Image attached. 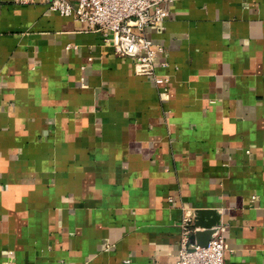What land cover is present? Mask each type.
<instances>
[{
    "label": "crops",
    "instance_id": "1",
    "mask_svg": "<svg viewBox=\"0 0 264 264\" xmlns=\"http://www.w3.org/2000/svg\"><path fill=\"white\" fill-rule=\"evenodd\" d=\"M169 11L157 84L45 0H0V264H176L189 214L225 264H264V0Z\"/></svg>",
    "mask_w": 264,
    "mask_h": 264
},
{
    "label": "built area",
    "instance_id": "2",
    "mask_svg": "<svg viewBox=\"0 0 264 264\" xmlns=\"http://www.w3.org/2000/svg\"><path fill=\"white\" fill-rule=\"evenodd\" d=\"M45 1L50 10L84 22L90 30L100 31L103 42L112 46L116 55L134 59L138 74L152 76L157 84L169 81L167 76L158 77L155 73V58L162 48L146 35V30L152 26L163 27L170 13L169 6L175 0ZM162 97H169L168 88H164ZM214 228L208 243L200 245L193 242L191 236L201 228L194 225L192 214L185 216L181 222L176 264H225L228 244L224 227L217 225Z\"/></svg>",
    "mask_w": 264,
    "mask_h": 264
},
{
    "label": "water",
    "instance_id": "3",
    "mask_svg": "<svg viewBox=\"0 0 264 264\" xmlns=\"http://www.w3.org/2000/svg\"><path fill=\"white\" fill-rule=\"evenodd\" d=\"M200 214H202V212H199L198 213V215H197V218H196V223H197V225H199V220H200ZM217 222H213V223H210V224H208V225H206L205 227H206V230H204V232H197L196 234H202L203 235V237H204V239L203 240H199L198 241V243L200 244V245H206L207 243H208V241H209V239L211 238V236H212V233L214 232V227H216L217 225Z\"/></svg>",
    "mask_w": 264,
    "mask_h": 264
}]
</instances>
